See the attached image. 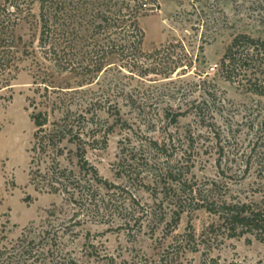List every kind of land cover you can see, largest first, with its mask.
<instances>
[{
    "label": "rangeland",
    "instance_id": "374dc122",
    "mask_svg": "<svg viewBox=\"0 0 264 264\" xmlns=\"http://www.w3.org/2000/svg\"><path fill=\"white\" fill-rule=\"evenodd\" d=\"M146 2L139 49L120 41L137 37L128 30L81 32L68 40L67 71L41 56L38 6L20 26L37 52L0 91L4 264H264V239L230 237L216 213L225 200L264 210V96L226 80L220 63L236 36L264 40V0ZM68 110L84 117V135L59 162L88 180L79 146L104 180L73 200L31 178L52 165L32 164V114L53 121Z\"/></svg>",
    "mask_w": 264,
    "mask_h": 264
},
{
    "label": "trees",
    "instance_id": "16d2710c",
    "mask_svg": "<svg viewBox=\"0 0 264 264\" xmlns=\"http://www.w3.org/2000/svg\"><path fill=\"white\" fill-rule=\"evenodd\" d=\"M146 1L149 0H3L0 3V91L12 85L22 70L23 62L37 52L35 48L30 52L32 45H27L24 36L18 32L22 23L34 16L35 6L39 8L38 48L42 53L41 56L58 70L67 71L70 66L65 57L69 47L68 40L70 37H73L75 41L78 40L81 32L88 33L92 30L102 33L103 31L128 30L135 33L137 37L132 36L129 40L127 37H120V41L122 44L130 43L135 38V44L139 49L144 40V34L139 25V10L142 6H148ZM54 35L57 38L56 44H54ZM105 40L106 38L102 39V41ZM99 43L102 42L97 39L88 55L95 54L97 48L101 47ZM220 63L222 75L226 80L242 82L245 79L253 93L264 96V76L262 72H259V68L264 63L263 39L248 35L236 36ZM87 65L90 68L91 62H87ZM100 69L95 67L93 71H100ZM45 70L47 72L48 69ZM39 72L43 73L42 70H38ZM41 77H36L35 84H39L37 81L40 80L44 83L45 80ZM83 118L82 114L69 110L53 121L47 113L32 114V120L37 129L32 164H40L47 158L52 160V165L46 170H43L41 164L32 169L31 178L36 189L60 194L66 196L68 200H73L84 189L92 188L93 183L97 185L104 183L98 170L86 159V150L79 146V174L87 170L88 180L81 182L73 170L63 167L59 162V157L66 150L63 146L65 143L81 141L84 131L80 123ZM1 131L0 124V133ZM182 191V194L191 197L193 201L198 199L196 190L189 188ZM202 201L201 207L209 209L205 205L208 200L205 198ZM211 203L215 205L216 202ZM220 208L221 210L216 212L221 219L220 227L228 230L230 237L249 232L256 233L264 239L263 209L252 204L226 200L221 202ZM5 254L0 252V257H5ZM4 263L6 262L0 261V264Z\"/></svg>",
    "mask_w": 264,
    "mask_h": 264
}]
</instances>
